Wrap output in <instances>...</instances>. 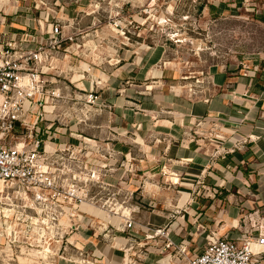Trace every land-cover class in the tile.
Segmentation results:
<instances>
[{"label": "clouds", "instance_id": "1", "mask_svg": "<svg viewBox=\"0 0 264 264\" xmlns=\"http://www.w3.org/2000/svg\"><path fill=\"white\" fill-rule=\"evenodd\" d=\"M221 3L227 9L214 14L209 5L218 9ZM73 4L76 8L70 13ZM127 4L131 8L125 14ZM0 10L24 11L20 23L36 31L35 36L25 32L18 37L0 17V264H264V219L259 211L251 216L237 213L232 219L229 204L225 227L234 231L226 232L221 242L220 228L199 223L191 208L204 175L198 184L185 178L195 176L188 166L199 157L205 173L208 167L219 168L227 180H240L241 191L250 189L257 171L264 180V168L257 167L264 161V105L257 107L264 93L250 94L253 82L246 84L243 78L237 80L235 91H229L230 85H216L215 94L206 92V77L189 85L181 78L165 85L166 104L153 112L142 105L153 95L152 87L161 94L159 81L149 84L147 79L157 47L140 43L133 49L137 60L116 67L133 54H119L129 40L126 30L145 40L151 35L170 62H178L179 54L185 60H211L209 66L217 61L223 66L238 55L244 59L234 67L257 59L264 63V0H28L23 7L20 0H0ZM58 33L62 41H71L63 52ZM29 60L35 61L31 67ZM260 70L256 64L244 75L254 77ZM141 75L145 79L137 86ZM177 87L178 93L173 91ZM56 121L60 127L53 133ZM158 124L171 131L156 132ZM191 131L201 138L188 135ZM53 139L59 146L41 155L39 145ZM113 140L129 147L127 154ZM172 141L179 142L175 159L168 156ZM205 141L218 155H232L228 169L203 158L202 148L191 151L192 142ZM237 150L244 160L235 156ZM186 151L191 155L185 157ZM249 161L253 172L245 179L240 169ZM141 170L144 176H136ZM180 187L190 188L191 194L180 192ZM89 202L101 207L104 215L82 212ZM160 204L168 208V215L148 211ZM183 211L189 213L187 223L180 215ZM152 215L165 223L152 229L137 226L139 217ZM172 220L176 222L169 223ZM188 223L193 225L191 232ZM90 230L93 235L87 236ZM206 231L211 239L204 237ZM117 251L124 256L117 257Z\"/></svg>", "mask_w": 264, "mask_h": 264}, {"label": "crops", "instance_id": "2", "mask_svg": "<svg viewBox=\"0 0 264 264\" xmlns=\"http://www.w3.org/2000/svg\"><path fill=\"white\" fill-rule=\"evenodd\" d=\"M207 2V0H206ZM242 2V0H241ZM28 3V0H20V6L23 7L25 4ZM129 4L125 5V9H127ZM211 8L212 12L216 15H218L221 11L227 9V4L221 3L220 7L217 9L214 5H209ZM76 8V5L73 4L70 8V13H74V10ZM59 10V9H57ZM200 11H203V7L201 6ZM126 12V10H125ZM35 17H39V12H35ZM26 16V13L22 10L20 11H15V12H10V11H4L0 10V17H3L5 21V27H8V30L11 33L16 34L19 36L25 31H29L36 35V31L32 27H28L25 29L22 24L20 23V19L18 18H23ZM73 18L74 15H73ZM215 15L213 16V19H215ZM15 21L16 26H12L13 22ZM191 35V34H190ZM140 43H147L149 47H157V51L155 53V57L152 59L151 64L154 65L152 67V70L147 73V79L149 84L153 80H158V88L160 90L161 94H157V88L152 87L151 91L153 95L148 98V103H144L142 106L145 109H148L150 111L155 112L156 110H159L158 108H163L164 105L166 104V99L168 95V90L165 88V85L168 84L170 81L175 80V75L176 72L178 71L175 69L177 66L181 65L182 63L180 60H176L178 62H170L168 60H165L163 57V53L165 52L164 47H159L158 43H153L152 39L149 37L147 40L130 35V40L129 42L125 43L122 47L121 52L119 53L121 57H124V52H131L133 53L129 58H124L121 59L119 64L116 65L117 68H123L126 65H131L133 64L134 61L137 60V55L133 51L134 47ZM30 48L36 47V45H29ZM145 55L146 54H142ZM235 61L233 60H227L223 62V66H221L222 62L219 61L215 63L214 65H211L208 67L205 77L207 78V82L210 85L209 89H206L207 91H212L213 94H215V87L216 85H221V86H228L230 85L231 87L229 88V91H235L236 88L238 87L237 80L239 78H243L244 82L247 84L249 81H252V88L250 91L251 93H255L259 95L260 93H264V63H259L260 64V71L256 73V75L253 77L251 75L245 76L244 73L246 71H251L253 69L247 70L244 68H240L239 66L234 67ZM239 65V64H238ZM252 68V67H251ZM179 72V71H178ZM132 77L136 76V72L133 71L131 73ZM145 77L141 75L137 80L136 84L137 86L140 85L141 81H143ZM181 89L179 87L173 89V91H176L177 93ZM99 95V93H96ZM135 94V93H134ZM144 98L143 96L140 97V100L142 101ZM139 102V101H136ZM264 105V99L259 100L257 103V107H261ZM167 110V109H165ZM199 111V108L197 109ZM245 112L248 111L247 108L244 109ZM131 116V113H129ZM143 118V117H142ZM126 127V125H123ZM113 128H117V125H113ZM206 127V125H205ZM147 131V126L145 125V128L141 131L140 135L143 136L144 133ZM171 131V129L157 125L156 126V132L158 133H166ZM85 135H87L85 133ZM172 135H176V132L173 131ZM188 135L194 136L197 139H200V133L197 131H191ZM161 140H164V137L160 138ZM77 140H72L71 142L76 143ZM117 140H113L112 144H114L116 147L121 146L117 142ZM161 147H163V144H161ZM246 147H251V145H247ZM124 148V153L127 154L129 147L123 146ZM179 148V142L178 141H172L171 143V150L168 153V156L171 159H175L177 150ZM198 148H202L203 151L201 153V156L203 158H206L209 162L215 161L216 163H219L222 168L228 169V165L232 162L233 157L232 155H228L226 158L223 156H220L217 154L216 149H209L207 147V141H205L204 145H198L196 142H192L190 144V149L192 152H195ZM161 155H165V153L161 152ZM185 157H188L191 155V152L186 151L184 153ZM248 156H251V152L247 154ZM235 156L238 159L244 160L246 157L241 155L239 150L235 153ZM202 160L201 158H197L196 162L193 164H190L188 166L189 171L195 174V176H188L185 177L186 179H189L192 181L193 184H198L200 183L198 177L200 175H204V180H203V188L198 189L199 195L196 197L197 203L192 204L191 208L197 212L198 216L200 217V220L198 221L199 223L205 224V226H218L220 228V237L224 236L226 232H231L234 231L233 229H228L225 227V221L229 218L225 216V210L228 208V205L231 204V218L235 219L236 214L240 213L241 216L244 215V213H247L249 216L253 214L255 210H258L260 213V218L264 219V180L261 179L260 172L257 171L255 173V181L251 183L250 189H247L245 191H241V189H244V186L241 184L240 180L233 179V180H227V173L220 171L219 168H214V167H208L207 168V173H205L204 167L201 166ZM234 167V165H233ZM259 168H264V161H261L260 164L257 166ZM166 171V169H165ZM240 171L244 172V178L248 179L249 174L253 172V166L252 162L249 161V166L244 169H240ZM210 174V175H209ZM136 176L138 177H143L144 173L142 175L137 174ZM233 177H236V173H232ZM213 177H216L214 179ZM224 187H220L219 183L221 181H226ZM179 191L182 193H188L189 195L191 194L192 190L187 187H180ZM229 197H232V200H229ZM247 201H251L252 205L251 207H247L246 203ZM145 208H147V205H145ZM243 208L244 212H240V209ZM83 212H85V209H82ZM99 211V210H98ZM149 212L157 211V212H163L165 215L169 214L168 208H166L163 204H160L157 206L155 210L153 209H148ZM92 216H103L104 212L99 211V214L97 212H94L92 210L91 212ZM181 216H183L185 223H187L190 219L189 213L187 211H183L180 213ZM205 217H207V220H205ZM175 220L170 221L169 223H175ZM165 223V221L157 216V215H152L150 218L147 216L139 217L137 220V226L141 228H146V229H152L153 225L159 226L160 224ZM111 226V225H110ZM240 226L244 227L245 226V221L243 219L240 220ZM193 225L188 223V231L191 232L193 231ZM120 235H123L122 233H118ZM87 236H92L93 232L90 230L86 233ZM212 233L210 231H206L204 233V237L210 238ZM173 237L176 240L177 243L180 242V237H176L175 233H173ZM204 237H201L202 239ZM139 239V238H138ZM137 239V240H138ZM188 240H192V236H188ZM123 245V243H121ZM91 247V245H89ZM146 250V249H145ZM117 257L122 258L121 251H117L115 253Z\"/></svg>", "mask_w": 264, "mask_h": 264}, {"label": "rangeland", "instance_id": "3", "mask_svg": "<svg viewBox=\"0 0 264 264\" xmlns=\"http://www.w3.org/2000/svg\"><path fill=\"white\" fill-rule=\"evenodd\" d=\"M125 10L126 9L124 8V11ZM89 20H91V17H89ZM168 43H169V46H171L173 49H175V46L170 41ZM69 44H70V41H67V43L64 46L67 47ZM122 47H123V45H122ZM204 55L205 54L201 53V57H203ZM176 57L178 60H180V62L182 64L175 68L179 72L178 71L176 72L174 81H180L181 78H183V82L185 85L197 83L198 79L204 78L206 71H207L209 65L211 64V60L198 59L196 56H191L187 60L183 59L179 54H176ZM64 59L67 60V53H65ZM243 59H244V57L242 55H238L235 58V62L236 61H243ZM217 62H219V61H217ZM259 63H260V61L257 59L252 65L246 66L245 63H239L238 66L240 68H244V69L249 70V68L254 69L255 65L259 64ZM57 78L59 79L60 77H57ZM116 142L119 145H121V146H117V149H121L124 152V148H123L124 145L118 140ZM117 167H119V164H117ZM143 167H144L143 162H141V169H143ZM155 171H160V168H156ZM136 173L142 175L144 173V171L141 170V171H137ZM109 227H111V226H109ZM122 234L126 235V233H122ZM157 239H159V237H157ZM137 242L139 243V239L137 240ZM120 243H124V242H120ZM142 250H145V249H142ZM121 254L123 257L124 252L121 251Z\"/></svg>", "mask_w": 264, "mask_h": 264}, {"label": "built area", "instance_id": "4", "mask_svg": "<svg viewBox=\"0 0 264 264\" xmlns=\"http://www.w3.org/2000/svg\"><path fill=\"white\" fill-rule=\"evenodd\" d=\"M129 8H131V5H130V4H129L128 8L126 9L125 14H127V11H128ZM52 23H55V21H52ZM62 31H63V30L61 29V32H62ZM25 32H27V33H29V34L35 36L33 33L29 32V31H25ZM25 32H23V33L20 34L19 36L24 35ZM190 34H191V33H190ZM124 35L127 36V37L129 38V40H130V35H132V33H131V32H128V31L126 30L125 33H124ZM19 36H18V37H19ZM136 37H139V38L145 39L144 36H140V35H136ZM149 37L151 38V35H149ZM122 38H123V37H122ZM151 39H152V38H151ZM44 40H48V36H47V35L44 36ZM129 40H128V42H129ZM57 41L60 42V44H61V51H62V52H63L65 49H67L68 46H67V47L64 46V45L67 43V41H62L61 35H60L59 33L57 34ZM152 41H153V39H152ZM170 42H171V41H170ZM70 43H71V41H70ZM153 43H154V44H155V43H158V44H159L158 41H156V42L153 41ZM171 43H172V42H171ZM173 45H174V44H173ZM174 46H175V45H174ZM175 47H176V46H175ZM47 48H48V49H51V45H48ZM5 51H9V49L6 47V48H5ZM65 53H67V52H65ZM34 63H35V61H33V60H29V61H28V64H29L30 67L33 66ZM43 78H44V77H43V74H42V75H41V79H43ZM47 87H48V85L45 84V85H44V88L47 89ZM10 95H11V94H10ZM96 95H97V94H96ZM29 99H31V98H29ZM37 103L40 104V103H42V102L38 100ZM14 123H15V127H16L17 129L20 128V122H19V121H14ZM58 127H60V121H56L55 125L51 128V132L54 133ZM25 131H26V129H25ZM44 139H47V138L45 137ZM78 143H79L78 141H76V143H75V142H71L72 145H78ZM59 144H60V142H59L58 140L53 139L50 143H47V144H46V143H41V144L39 145L37 151L40 152L41 155H43V154L45 153L46 150H48V151H55L56 148L59 146ZM17 179H19V178H17ZM29 195H31V194L29 193ZM77 203H79V202H77ZM69 207L71 208V207H73V206H72V205H69ZM93 208H98L99 210L104 211L101 207H99L98 205H94L92 202H89V203L85 206L84 209L86 210L85 212H86L87 214L92 215L91 212H92V210H94ZM81 211L83 212L82 209H81ZM255 235H258V233H255ZM209 239H211V237H210ZM220 240H221V242H223V241H224V236L220 237Z\"/></svg>", "mask_w": 264, "mask_h": 264}, {"label": "bare ground", "instance_id": "5", "mask_svg": "<svg viewBox=\"0 0 264 264\" xmlns=\"http://www.w3.org/2000/svg\"><path fill=\"white\" fill-rule=\"evenodd\" d=\"M86 206V205H85ZM85 206H84V208H85ZM83 208V209H84ZM94 209V212H97V214H99V211H102V210H99L98 208H93ZM99 210V211H98ZM100 215V214H99Z\"/></svg>", "mask_w": 264, "mask_h": 264}]
</instances>
